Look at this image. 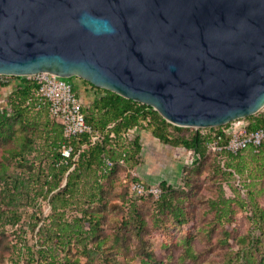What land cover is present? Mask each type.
<instances>
[{"label":"water","instance_id":"water-1","mask_svg":"<svg viewBox=\"0 0 264 264\" xmlns=\"http://www.w3.org/2000/svg\"><path fill=\"white\" fill-rule=\"evenodd\" d=\"M43 72L221 127L264 107V0H0V75Z\"/></svg>","mask_w":264,"mask_h":264},{"label":"rangeland","instance_id":"rangeland-1","mask_svg":"<svg viewBox=\"0 0 264 264\" xmlns=\"http://www.w3.org/2000/svg\"><path fill=\"white\" fill-rule=\"evenodd\" d=\"M8 85L0 82L2 108L9 105L6 100L11 95H6ZM72 85L77 88L83 108L90 109L95 92H86L79 78ZM1 114L0 111V121L4 118ZM244 126H247L246 119L236 121L234 127ZM3 131L9 138L0 137V161L7 163L10 181L0 182V211L7 214L0 221V264H30L25 245L34 247V251L37 249V233L43 223L36 228L34 215L42 220L50 211L48 201L35 196L44 183L43 179H38V173L39 168L47 166L46 154L41 150L46 141L35 140L33 151L25 154L26 161L14 159L10 151H18L21 137H32L33 129L10 119L9 127ZM192 134V131H185L181 135L190 137ZM137 135L144 148L139 160L127 166L120 165L108 179L104 203L92 208L102 217L98 238L89 244V254L73 248L71 263L77 260L80 264H241L236 254L242 248V238L247 244L259 238L261 243L255 246L256 250L264 251V222L260 212L254 214L251 203L253 199L255 206L264 211V176L255 179L253 186L244 188L238 176L236 180L229 179L218 170V166H224L226 154L217 155L209 150L204 158L195 161L194 151L163 144L161 149H153L149 145L152 135L148 131L138 129L132 139ZM131 141L128 146H132ZM131 170H136L146 185L166 182L171 186L188 222L179 225L171 214L162 212L160 199L139 198L131 193ZM28 191L31 194H27ZM222 192L235 199L232 204L235 214L229 224H221L209 204L211 200H218ZM11 199L16 200L8 204ZM11 212L22 215L19 224H7L11 223L8 220L14 221L10 218ZM98 241H102L103 255L95 249ZM187 244L195 251L196 259L185 256ZM148 255L156 262H149Z\"/></svg>","mask_w":264,"mask_h":264},{"label":"trees","instance_id":"trees-1","mask_svg":"<svg viewBox=\"0 0 264 264\" xmlns=\"http://www.w3.org/2000/svg\"><path fill=\"white\" fill-rule=\"evenodd\" d=\"M20 80L19 86L9 96V108L3 114L0 121V137L7 140L9 137L3 128L9 127V120L15 119L27 124L33 129L30 138L21 137L20 149L10 151L14 159L26 161L25 154L33 151L34 141L45 139L46 145L41 150L46 154L47 166L39 168L38 179L44 180L36 197L48 201L49 214L44 219L34 215V226L39 227L37 236V249L25 245L26 258L30 264H80L79 261L71 263V252L73 248L80 249L83 254H89V244L98 238L101 228L102 217L100 213L92 211L94 205L103 204L105 201V184L113 172L120 166L119 161L125 156V165L131 161L139 160L143 150L141 137H131L132 146L128 136L131 131L144 129L148 131L160 143L173 148H184L194 151L195 161L206 156L208 142L212 141L214 135H222L223 143H226L235 130V122L212 129H190L180 128L168 123L157 111L150 106L125 99L116 93L106 89L93 86L88 81H83L86 92H95L91 108L82 106V112L86 122L92 128L101 133V141L92 143L89 134L65 139L62 125L51 117L46 106H41L42 99L38 95V84L34 80L25 77H12ZM77 77L65 79L74 84ZM77 92V88H74ZM78 96V95H77ZM79 98V97H78ZM246 127L250 131H256L264 126V119L256 115L245 118ZM185 131H192L190 137L181 135ZM179 133V135H176ZM63 146L73 149L70 158L62 155ZM217 155L226 154L224 166H218V170L229 179L238 176L244 188L253 186L255 179L264 176V142L258 152L252 147L234 155L226 151L213 152ZM114 162L113 167L106 164V160ZM9 168L5 161H0V182L8 183ZM164 194L159 198V206L164 213L171 214L179 225L188 222V216L183 207L178 205V200L173 188L166 182L160 183ZM31 194V192H27ZM31 197V195H28ZM253 196V193H252ZM138 197V196H137ZM147 198V197H139ZM16 199H11L8 204ZM211 210L215 211V218L221 224H229L233 220L235 210L232 204L235 199L226 197L222 192L218 200L209 201ZM254 205V214L260 212L261 220L264 222V211ZM14 212V211H13ZM11 212V219L7 224L17 225L22 220V215ZM7 217L5 212L0 211V221ZM262 230V228H261ZM229 237V233L226 234ZM258 239V240H257ZM251 239L247 244L246 239H240L242 248L236 254L241 264H264V251L256 250L259 238ZM102 241L95 244L101 255ZM258 254L260 257L258 258ZM185 256L196 259L197 255L192 247L187 244ZM149 262L156 259L148 255ZM147 261V262H148Z\"/></svg>","mask_w":264,"mask_h":264},{"label":"built area","instance_id":"built-area-1","mask_svg":"<svg viewBox=\"0 0 264 264\" xmlns=\"http://www.w3.org/2000/svg\"><path fill=\"white\" fill-rule=\"evenodd\" d=\"M11 78L12 76L0 75V82L2 84H7ZM25 78L34 80L38 84L37 93L42 99L39 108L41 106H46L48 108L51 117L62 125L65 139L89 134L93 144L101 141V133L94 130L92 126L86 122L82 112V103L72 83L49 72H43ZM256 116L264 119V107ZM135 131L137 130L135 129L130 132L128 140H131ZM223 140L222 135H214L213 140L207 144L208 149L211 152L220 153L226 151L230 154L237 155L252 147L255 152H258L264 142V126L256 131H250L246 127H239L232 132L230 139L226 143H223ZM72 152V148L63 146L62 155L66 158H70ZM106 164L109 167H113L116 163L107 159ZM119 164L125 165V156L119 161ZM129 173L131 177L129 183L131 193L138 197H153L156 199L162 196L163 188L160 184L146 185L136 170H131Z\"/></svg>","mask_w":264,"mask_h":264},{"label":"crops","instance_id":"crops-1","mask_svg":"<svg viewBox=\"0 0 264 264\" xmlns=\"http://www.w3.org/2000/svg\"><path fill=\"white\" fill-rule=\"evenodd\" d=\"M19 84H20V80H18V79H16V78H11L10 80H9V85L7 86V88H6V93H8V94H6V95H10V94H12L15 90H16V88L19 86ZM7 104L9 103L8 102V97H7ZM8 107H9V105H8ZM8 107H0V111L2 112V114L1 115H3L4 113H5V110H8ZM135 132H137V131H135ZM134 132V133H135ZM139 135V134H138ZM148 141H149V145H151V147H153V149H161V147L160 146H162V143H160V141L159 140H157V139H155L153 136H151L149 139H148ZM143 150H144V148H143Z\"/></svg>","mask_w":264,"mask_h":264}]
</instances>
